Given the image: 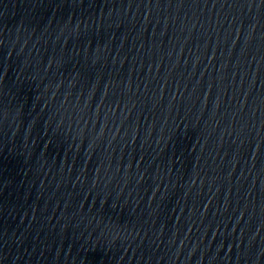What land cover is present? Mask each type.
<instances>
[{
	"label": "water",
	"instance_id": "1",
	"mask_svg": "<svg viewBox=\"0 0 264 264\" xmlns=\"http://www.w3.org/2000/svg\"><path fill=\"white\" fill-rule=\"evenodd\" d=\"M0 264H264V0H0Z\"/></svg>",
	"mask_w": 264,
	"mask_h": 264
}]
</instances>
